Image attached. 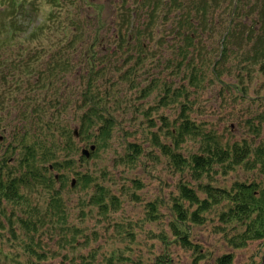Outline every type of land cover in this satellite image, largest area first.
<instances>
[{
	"label": "rangeland",
	"instance_id": "374dc122",
	"mask_svg": "<svg viewBox=\"0 0 264 264\" xmlns=\"http://www.w3.org/2000/svg\"><path fill=\"white\" fill-rule=\"evenodd\" d=\"M92 1L100 11L103 23L100 32L103 34L105 27L109 28L105 33L106 43L96 45L101 54V48L110 50L118 44L113 28L121 25L124 30L128 23L116 16L119 0ZM255 1L246 0L241 5L238 18L241 25L255 23L260 15ZM48 8L49 5L40 8L41 16L48 13ZM91 10L95 12L93 7ZM89 12L90 9H84V16ZM213 12L217 24L210 28L180 27L176 33L179 15L160 9L157 14L160 18L148 28L155 34L150 36L147 31L139 34L138 42L145 47L141 63L129 69L133 61L127 57L121 65L116 62L115 68L107 69L105 78L99 80L101 101L97 103L104 118L112 120L110 132L100 136L97 127L90 128V133L74 137L75 150L57 154L58 160H63L66 153L72 159L66 166L50 169L51 175L65 177L54 184L58 202L51 204L52 191L45 187L35 191L29 187L21 189L30 199L24 205L0 199V264H219L225 254L232 258L229 264H264V238L247 240L240 246L237 235L246 225L243 221L225 219L223 212L227 211L229 201L212 204L201 213L202 221L197 223L178 222L173 207V203L180 202L189 211L195 208L181 196L182 184L202 198L208 196L202 189L207 183L231 189L238 182H255L260 188L264 185V165L216 163L207 166L197 177L187 165L175 164L171 154L160 145L166 144L167 151L189 159L195 153L205 155L206 145L213 147L212 139L222 144L244 141L250 149L264 141L262 64L242 61V55L232 54L225 66L223 61L220 64L221 77L215 76L213 70L229 17L218 5ZM139 15L138 25L144 26L143 18L147 20L148 15ZM257 27V31H262ZM191 31L192 44L188 45L185 36ZM127 34L128 31L124 36ZM51 40L45 34L39 39L54 50L56 46L50 45ZM249 45L243 44L246 50ZM136 50L142 49L136 47ZM114 58L115 55L111 56L112 63L116 61ZM124 58L125 54L120 60ZM65 75L70 90L74 88L71 93L74 102L69 109V122L74 128L80 114L87 110V105L77 99L84 82L74 73ZM20 76L16 90L19 98L31 92L41 101L44 94L53 93L50 89L45 91L43 86L32 85L33 81L26 80L25 74ZM238 90L243 94L237 93ZM182 114L194 120L201 133L187 134L176 143L168 129L180 122ZM6 126L0 123V160L10 156V165L17 166L21 149L17 146L6 152L12 141ZM90 144H95L96 149L85 156L82 149ZM132 156L135 157L131 159ZM52 162L49 159L45 164ZM72 179L76 180L74 185ZM98 186L104 191L105 208L94 200L101 191ZM35 203L39 209L34 212L31 208L29 215L24 214ZM18 217L28 218L33 222L32 227L36 224L37 232L25 230ZM177 228L184 235L187 233L190 242L178 239Z\"/></svg>",
	"mask_w": 264,
	"mask_h": 264
},
{
	"label": "trees",
	"instance_id": "16d2710c",
	"mask_svg": "<svg viewBox=\"0 0 264 264\" xmlns=\"http://www.w3.org/2000/svg\"><path fill=\"white\" fill-rule=\"evenodd\" d=\"M89 1L0 0L2 8L0 12V123H5L10 129L9 136L12 141L5 149L6 152L9 151L8 149H16L17 146L21 149L17 166L10 165V156L2 157L0 160V199L4 198L12 203L24 205L25 201L30 199L27 194L20 192L21 189L29 187L35 191L40 187H45L52 191L51 204L58 202L59 195L54 189L57 180L50 174L49 165L45 163L53 159L50 164L54 169L66 166L72 162V159L68 158L66 153L63 160H58L57 154L76 149L73 143L74 128L69 122V109L71 103L74 102L71 93L74 88L70 90L71 84L64 79L66 73H74L84 82V87L78 92L80 95L77 99L79 98L81 103L87 105V110L80 114L79 123L76 124L78 136L90 133V128L93 127H97L100 136L110 132L113 125L112 120L108 117L104 118L102 107L97 103L101 101L99 80L105 78L109 67L115 68L118 62L120 65L125 62V59H120L125 48L130 46V42L128 38H124L123 30L121 32L119 30L116 36L119 45L112 50L101 48V54H98L95 48L99 42L104 41L105 31L103 34L100 32L103 23L100 20L97 5L90 4ZM125 1H138L141 5L139 9L148 15L149 21H145L146 25H149L155 17L157 18L154 14H157L160 9L175 12L176 16L179 15L177 32L180 27L184 29L188 26L201 25L210 28L212 24H217V20L213 18V8L218 5L221 12H227L229 24L221 38L222 47L213 70L215 76L221 77L220 64L223 61L224 65L232 54L242 55V61L249 60L252 63L262 64L261 68L264 70V0L255 1V7L260 13L255 23L242 25L241 21H238L239 15L241 16L239 10L246 0ZM44 5H49L50 10L41 16L40 8ZM91 7L95 10L93 16L90 18V13L84 16V9L91 10ZM64 10L68 12L67 15H64ZM136 13L137 11L134 15ZM122 16L123 19H127V12H124ZM256 22L259 23L258 27ZM138 24V21L132 24L131 35L134 38L138 37L143 30V26ZM256 27L262 28V31H257ZM191 33L192 31L185 36L188 45L192 44ZM43 34L47 39L49 36L52 37L50 45H55V50H51L39 41ZM243 44H250L249 48L246 50L247 47ZM138 47L142 50L138 52L136 50L128 56V59L133 61L128 65L129 69H134L141 63L142 58L140 57L144 53V47L143 44ZM238 51L241 53L238 54ZM114 55L116 61L112 63L111 56ZM40 64L44 66L38 68ZM237 66L244 68L242 64H237ZM20 73L26 75V80L33 81L32 85L43 86L45 91L50 89L53 93L48 94L49 96L44 94L41 101L31 92L22 94L19 98L16 96V90L19 89V80L22 79ZM126 74L127 72L123 73V76ZM201 74L199 73V76ZM105 85H107L106 80ZM237 93L242 95L243 91L238 90ZM10 107L13 109L9 110ZM179 121L177 125L171 126L170 131L168 129L169 135L176 143L182 141L187 134L201 133L199 125L195 124L194 120H190L187 114H182ZM207 137L212 139L210 136ZM211 141L213 147L211 148L208 143L204 149L207 150L205 155L195 153L189 159L182 158L174 151H167L166 144L161 143L160 145L164 152L171 154L175 164L187 165L197 177L202 175L207 166L216 163L232 166L241 162L264 165V141L253 149H250L244 141L223 144L219 140L212 139ZM134 146L136 147L135 144ZM251 153L253 155H250ZM134 157L132 156L131 159ZM82 178L88 179L86 176ZM63 179L65 177L59 175V180L63 181ZM98 189L101 191H98L99 194L94 200L96 204L105 208L104 191L101 186H98ZM202 189L208 194L207 197H200L186 184L180 186L181 196L189 201L191 208L193 205L195 208L189 211L183 208L180 202L173 203L178 222L182 224L187 220L194 223L201 222L203 211H207L212 204L220 200H226L229 204L227 211L223 212L226 215L225 219L243 221L246 225L245 229L237 235L240 239V246L247 240L264 238V185L258 188L255 182H249V184L238 182L235 183L234 188L226 189L213 187L207 183L202 186ZM31 208L35 212L38 205L32 204L24 211V214L29 215ZM26 217H18L20 224L27 231L37 232L36 224L34 223L32 227L33 222ZM176 225L173 228H176ZM176 231L179 235L178 239L184 243L190 242L187 233L184 235L178 228ZM231 260L230 255L225 254L220 257L219 264H229Z\"/></svg>",
	"mask_w": 264,
	"mask_h": 264
},
{
	"label": "water",
	"instance_id": "95a60500",
	"mask_svg": "<svg viewBox=\"0 0 264 264\" xmlns=\"http://www.w3.org/2000/svg\"><path fill=\"white\" fill-rule=\"evenodd\" d=\"M74 134L77 135V129L74 130ZM91 146V150H94L95 149V146L94 145H90ZM90 153L89 149L86 147L84 149H82V154H84L85 156H88ZM58 175L56 174L55 177H57ZM75 179H72L71 181V185H74L75 183ZM264 256V255H263ZM263 262H264V258H263Z\"/></svg>",
	"mask_w": 264,
	"mask_h": 264
}]
</instances>
